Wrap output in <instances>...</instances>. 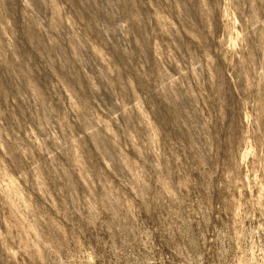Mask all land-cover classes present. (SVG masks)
I'll return each instance as SVG.
<instances>
[{
	"label": "rangeland",
	"instance_id": "374dc122",
	"mask_svg": "<svg viewBox=\"0 0 264 264\" xmlns=\"http://www.w3.org/2000/svg\"><path fill=\"white\" fill-rule=\"evenodd\" d=\"M0 264H264V0H0Z\"/></svg>",
	"mask_w": 264,
	"mask_h": 264
}]
</instances>
